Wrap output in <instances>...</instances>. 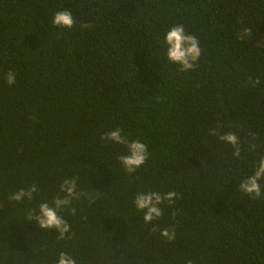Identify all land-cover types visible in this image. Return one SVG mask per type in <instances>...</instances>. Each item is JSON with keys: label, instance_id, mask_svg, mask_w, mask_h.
I'll use <instances>...</instances> for the list:
<instances>
[{"label": "trees", "instance_id": "16d2710c", "mask_svg": "<svg viewBox=\"0 0 264 264\" xmlns=\"http://www.w3.org/2000/svg\"><path fill=\"white\" fill-rule=\"evenodd\" d=\"M62 10L71 30L52 26ZM177 25L200 42L192 71L165 55ZM116 128L147 145L131 176L100 139ZM212 131L236 134L240 157ZM261 157L264 0H0V264H264V180L258 199L239 189ZM74 177L95 202L60 212L74 235L58 241L28 213ZM149 191L178 198L145 224L133 202Z\"/></svg>", "mask_w": 264, "mask_h": 264}, {"label": "clouds", "instance_id": "9594fccd", "mask_svg": "<svg viewBox=\"0 0 264 264\" xmlns=\"http://www.w3.org/2000/svg\"><path fill=\"white\" fill-rule=\"evenodd\" d=\"M74 25L75 20L71 11L62 10L54 13L52 19L54 28L71 30ZM90 27L91 25L89 24L81 25V28L85 29ZM163 45L166 47L165 55L167 61L169 64L177 65L178 71L188 72L197 67V62L202 54L200 42L193 35L187 34L183 25L171 27L164 36ZM6 83L9 87L16 83V74L14 72L7 74ZM248 83L255 87L260 83V80L259 78L253 80L249 77ZM210 135H217L221 142L227 143L232 147L234 157H240L241 140L236 134L226 133L219 135L218 132L212 131ZM100 139L103 142L122 145L125 148L126 154L119 156L118 160L125 173L130 176L136 173L148 159L147 145L140 140H130L122 134V130L119 128L105 133ZM252 139L255 140L256 137L253 136ZM249 148L255 151V143L250 144ZM262 180H264V157L259 159L254 172L239 184V189L253 199H258L262 195L260 183ZM38 192V186L33 184L27 189L22 188L16 191L8 199L17 203H22L25 200L32 201L34 194H38ZM95 194L98 195L97 192ZM82 197L88 199L90 204L95 202L87 193L77 190V178L65 179L60 184L59 193L51 201V204L49 202L41 203L38 208L39 214H36V209L29 211L28 220H35L41 230H55L58 233V241L70 240L74 234L71 233L69 223L60 215V212L70 209L71 214L75 215L76 210L75 208H70V205L74 200L79 201ZM177 198L178 194L175 191L167 193L149 191L137 194L133 203L137 211L144 213V223L149 224L162 217L163 211L160 207L162 204L167 203L171 207ZM172 215L175 218L176 213ZM152 231H157V229L153 228ZM160 236L171 242L176 238V233L174 230L163 229L160 230ZM57 264H76V260L70 254L61 252L57 258ZM188 264H192V261H188Z\"/></svg>", "mask_w": 264, "mask_h": 264}]
</instances>
